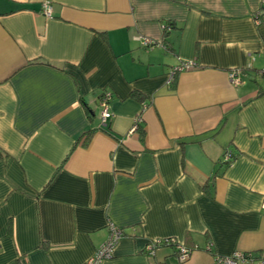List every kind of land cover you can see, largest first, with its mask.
Here are the masks:
<instances>
[{
    "label": "crops",
    "instance_id": "0c3cea01",
    "mask_svg": "<svg viewBox=\"0 0 264 264\" xmlns=\"http://www.w3.org/2000/svg\"><path fill=\"white\" fill-rule=\"evenodd\" d=\"M262 68L264 0H0V264L264 257Z\"/></svg>",
    "mask_w": 264,
    "mask_h": 264
},
{
    "label": "built area",
    "instance_id": "2783aa9c",
    "mask_svg": "<svg viewBox=\"0 0 264 264\" xmlns=\"http://www.w3.org/2000/svg\"><path fill=\"white\" fill-rule=\"evenodd\" d=\"M42 11L46 16L50 15V5L48 1H45L42 4ZM141 43L144 46H148L151 44V40L145 37H140ZM195 64L194 62H181L179 65L175 66L172 68L171 72L168 75L167 82H171L174 78V74L179 71V70H184V69H190L194 67ZM261 75L264 77V68L261 70ZM229 78L232 80V82L236 85L239 86L241 85L240 79L236 77V73L230 72L229 73ZM111 94L109 92H103L100 96V106H101V111H100V124H106L107 119L111 116V111H110V102ZM232 157V154L230 151H226L224 154V160L229 161ZM262 207H264V201H262ZM110 231L109 235L106 241H104L99 248L95 251V253L88 258L84 264H101V262L105 259L111 258L113 256L114 248L118 240H120L122 237H124L125 233L122 228H118L117 226H114L113 224L110 226ZM160 243H173L177 249L178 253V260L180 262H184L185 260L188 259L191 249L186 247L185 245L175 242L174 240H152L149 241L146 246H145V251L147 254L153 255L155 253V250L157 246ZM245 262H258L260 264H264V257L259 256L255 257L252 252H243V251H234L230 255L227 256H221V257H216L215 258V263L216 264H242Z\"/></svg>",
    "mask_w": 264,
    "mask_h": 264
},
{
    "label": "trees",
    "instance_id": "16d2710c",
    "mask_svg": "<svg viewBox=\"0 0 264 264\" xmlns=\"http://www.w3.org/2000/svg\"><path fill=\"white\" fill-rule=\"evenodd\" d=\"M170 25H172V24H170ZM101 96V95H100ZM130 96H132V97H135V98H137L138 100H142L143 99V97H142V95L140 94V92H138V91H132V93H131V95ZM88 137V136H87ZM232 160H230V162H231ZM170 240V239H169ZM170 245H173L174 246V244L173 243H169Z\"/></svg>",
    "mask_w": 264,
    "mask_h": 264
}]
</instances>
